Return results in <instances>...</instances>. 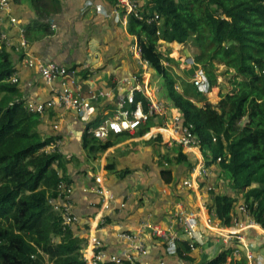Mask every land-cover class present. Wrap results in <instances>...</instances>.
Listing matches in <instances>:
<instances>
[{
  "label": "crops",
  "instance_id": "obj_1",
  "mask_svg": "<svg viewBox=\"0 0 264 264\" xmlns=\"http://www.w3.org/2000/svg\"><path fill=\"white\" fill-rule=\"evenodd\" d=\"M2 1L5 2L0 9L2 41L15 68L20 96L45 106L38 130L42 137L58 139L49 147L57 145L61 153V161L55 162L54 167L72 189L69 200L78 221L71 226L76 235L85 237L82 253L87 264H95L93 254L97 248L108 254L123 249L128 241L120 237V231L136 232L144 224L147 228L141 240L147 253L140 255L134 250V261L122 264H201L225 249L217 233L222 224L215 217L207 221L206 205H211L212 193L206 190L194 193L182 184L190 169L188 163L196 161V156L174 142H167L166 132H157L170 115L181 112L169 97L163 100L149 91L152 88L149 67L145 69L140 61L136 38L128 29V16L116 0H60V12L48 20V25L44 22L48 32L43 30V22L36 23L30 0ZM137 1L141 5L145 2ZM41 61L66 65L71 73L69 79H74L73 88L83 96L91 92L94 97L86 100L79 111L57 103L50 106L55 93L67 84L65 79L44 80L38 71ZM147 72L151 98L168 104L173 112H167L165 117L150 116L136 131L110 132L105 139L84 144L83 134L92 135L102 121L113 119L119 101L125 108L133 109L134 105L126 101L127 95H144L143 76ZM148 133L153 135L150 137ZM105 142L109 143L105 149L90 150L91 145L99 147ZM181 152L188 156L187 161H177ZM164 170L171 171L169 182L163 179ZM101 187L103 193L99 192ZM241 201H236L230 212L231 224L224 228L240 230L247 238L252 263L264 264V229L238 210ZM181 205L198 211L199 215V240L189 249H185L188 239L183 229L171 218L174 209ZM155 223L172 225L180 252L169 253L164 240L149 233V226ZM212 225L215 227L210 229ZM239 248L238 254H232L226 264H247L245 250L243 246Z\"/></svg>",
  "mask_w": 264,
  "mask_h": 264
},
{
  "label": "trees",
  "instance_id": "obj_2",
  "mask_svg": "<svg viewBox=\"0 0 264 264\" xmlns=\"http://www.w3.org/2000/svg\"><path fill=\"white\" fill-rule=\"evenodd\" d=\"M30 2L36 23L48 25L62 8L60 0ZM46 24L43 30L48 32ZM128 29L141 58L164 79L183 124L201 138L208 162L217 161L229 176L228 193L210 191L208 206L214 217L222 225L231 224L234 190L241 192L240 203L246 209L238 210L264 229V0H145L140 17L128 15ZM189 37L199 45L195 62L203 75L202 86L191 83L193 93L204 94L216 84L215 62L235 74V88L221 94L218 104L199 107L187 88L179 92L172 87L160 41L184 43ZM2 38L0 31V264H87L82 253L85 237L63 222L62 207L56 209L52 203L62 196V182L69 187L54 167L61 153L57 147L45 149L58 139L42 137L41 114L29 109L17 81L10 80L15 68ZM139 98L146 110V98ZM83 137L84 144L96 142L90 133ZM108 145H91L90 150ZM187 158L181 152L177 161ZM162 176L169 182L171 171L164 170ZM230 254V248L223 249L201 264H226Z\"/></svg>",
  "mask_w": 264,
  "mask_h": 264
},
{
  "label": "built area",
  "instance_id": "obj_3",
  "mask_svg": "<svg viewBox=\"0 0 264 264\" xmlns=\"http://www.w3.org/2000/svg\"><path fill=\"white\" fill-rule=\"evenodd\" d=\"M117 4H119L124 10L126 15L133 14L136 17H140L142 15V5L137 0H116ZM5 4L4 1L0 2V9L2 5ZM54 26V25H53ZM136 50L138 52L140 61L142 64H145V69L148 67V62L141 58L140 52L138 50V45H135ZM28 61H31V57H29ZM38 71L40 76L46 80L47 82H52L56 79H65L63 89L57 91L55 93L54 98L49 101V105H53L55 103L63 106L66 109L70 110H82V108L86 104V100L94 97V94L89 92L88 96H83L81 93L76 91L73 88L74 79H69L71 73L69 68L55 61L49 62H39L38 63ZM147 75L143 76V82L145 89L144 94L147 99V109L144 110L143 103L141 100H134L132 94H128L126 101L129 103H135V106L132 110L125 108L124 103L119 101L116 115L113 119H105L102 121L94 130L93 134L95 137L99 139H105L110 132L119 133L124 130H132L136 131L139 125L146 121L150 116L158 114L161 116H166L167 107L164 102H159L157 100H153L151 98V94L147 90L148 84V72L145 73ZM11 81H17V78L14 74L11 76ZM193 84L197 86L203 85L202 75L200 70L196 71L192 77ZM27 106L30 110L39 112L42 114L45 110V106L42 103H36L33 101H27ZM183 119L181 115H173L169 118V123L160 128V131L157 132H166L167 142L178 144L181 149L185 152L194 153L197 158V162L192 166L189 175L183 179L182 184L187 187L199 188L200 186H205L206 190L212 189V176L214 174V169L211 165H208L205 157L201 153V138L198 134H196L191 127L183 124ZM163 128H166L163 129ZM150 137L153 133H148ZM62 185V196L58 200H52L54 202L58 201V206L55 208L62 207L63 212V222L66 224H72L78 221V216L71 213V205L70 202L66 199L69 197L71 192V188L65 186V183H61ZM101 187L99 192H102ZM65 192V194H64ZM107 193V191H105ZM103 193V192H102ZM112 197L110 194L109 199ZM239 209L242 211H246L243 205H239ZM198 211L192 209H185L183 205L176 208L172 213V222H176L183 229L184 233H187L189 238H195L196 241L191 239L189 246L193 248L195 243L198 242L199 231H196V226L198 222ZM209 217L207 221H209ZM226 227V226H225ZM146 225L144 224L141 229L136 232H132L129 230L120 231L119 235L121 238L128 241V245L123 249L118 250L115 253H106L104 249H96L93 254V259L95 264L101 263H111V264H122L123 261H134V257L136 255L132 254V251L137 250L140 255H145L147 253V249L145 243L141 240L142 234L146 229ZM219 231L217 232L225 244V248H232V254H238L239 247L243 246V248L248 249V244L245 240V236L240 232V230L235 229H225L224 225L219 227ZM149 233L153 237L162 238L166 241L167 250L169 253L174 254L177 250V237L173 234L172 225H162L160 223H155L149 226ZM236 244V246H235ZM239 247H238V246ZM229 256V258L231 257Z\"/></svg>",
  "mask_w": 264,
  "mask_h": 264
},
{
  "label": "rangeland",
  "instance_id": "obj_4",
  "mask_svg": "<svg viewBox=\"0 0 264 264\" xmlns=\"http://www.w3.org/2000/svg\"><path fill=\"white\" fill-rule=\"evenodd\" d=\"M117 3V2H116ZM161 50L167 55V60H165L164 65L167 67L168 71L171 74V78L173 79L172 84L176 82V85H178L179 92L185 91V89H188V93H190L192 96V99L194 101H198L199 103H196L197 106L201 107L203 106V103H210L211 105L218 104V101L220 99V95L225 92H231L235 88L234 83V72L232 69H228L223 63L221 62H215V73L217 74L216 84L213 85V87H210L209 90L205 93V95L202 93L200 95H196L194 92L195 89L191 83H192V77L198 69H201V65L195 62V56L199 55L200 49L197 41L194 39V37H189L184 43H169L167 44L164 41H160ZM151 78H150V84L152 88H149V91H153L154 94L162 98L163 100L168 99V91L166 89L165 81L162 77H159V75L151 68L149 67ZM156 79H159V81H156ZM174 88V86H172ZM175 89V88H174ZM3 96V92H0V99ZM167 112H173L169 109V105L166 104ZM173 115H170V118ZM165 117V116H162ZM245 120H242L240 122V125L243 124ZM210 165H212V162H210ZM215 170H214V181L217 188L214 190L219 193H228L230 182H229V176L227 173L222 170L218 163H215ZM186 177H184L185 179ZM64 183V182H62ZM194 193L197 192H205V186H200L199 188L191 187ZM232 197L236 199V201L242 200L241 192L232 190L231 192ZM54 206H58V201L54 202ZM212 227H215V225L210 226V229ZM247 241V238H245ZM248 242V241H247ZM245 250V256L247 259V264H253V257L250 253V249ZM50 264V263H48Z\"/></svg>",
  "mask_w": 264,
  "mask_h": 264
},
{
  "label": "clouds",
  "instance_id": "obj_5",
  "mask_svg": "<svg viewBox=\"0 0 264 264\" xmlns=\"http://www.w3.org/2000/svg\"><path fill=\"white\" fill-rule=\"evenodd\" d=\"M128 16V15H127ZM52 26H53V24H52ZM148 67H150L149 65H148ZM198 70H200V73H201V75H202V72H201V69H198ZM14 74V73H13ZM12 74V75H13ZM11 75V76H12ZM15 76V75H14ZM16 77V76H15ZM17 78V77H16ZM10 80H11V78H10ZM18 80V79H17ZM202 80H203V75H202ZM193 83V82H192ZM195 85V84H194ZM174 86V85H173ZM174 88L175 89H178V87H176V86H174ZM207 90H209V89H207ZM207 90L204 92V95H205V93L207 92ZM141 95H143V94H141ZM144 97H145V94L143 95ZM137 98H139V97H135L134 96V100L136 101L137 100ZM146 98V97H145ZM140 99V98H139ZM193 100V99H192ZM145 101L147 102V99H145ZM193 102L196 104V103H199L198 101H194L193 100ZM134 106H135V103H132ZM204 104V103H203ZM181 117H182V114H181ZM92 136L93 137H95L94 136V134H93V131H92ZM96 139H99V138H97V137H95ZM49 146H51L52 147V144H50V145H47V146H45V149L46 150H48V149H51ZM56 147H57V145H56ZM57 151H59L58 149H57ZM201 153H202V155L205 157V159H206V162H207V164L208 165H210V162H208V160H207V157L206 156H208V155H206L205 154V149L203 148V145H202V142H201ZM206 155V156H205ZM197 159V158H196ZM197 162V160L196 161H194L193 163H192V166L195 164ZM213 163L214 162H212V167H213V169L215 170V166L213 165ZM216 163H217V161H216ZM192 166L190 167V169L188 170V173H187V175H186V177L189 175V172H190V170H191V168H192ZM215 177H214V174H213V176H212V179H214ZM212 179H211V181H212ZM183 181V180H182ZM212 184V183H211ZM69 187H70V185H69ZM71 188V187H70ZM188 188H190V187H188ZM215 187H214V185L212 184V189H214ZM191 189V188H190ZM212 189H210V190H206V188H205V190L207 191V192H210V191H212ZM215 190V189H214ZM71 191H72V189H71ZM211 193V192H210ZM70 195V194H69ZM70 202V201H69ZM241 204V203H240ZM206 207H207V209H206V211L208 210V212H209V214H208V217H209V219L211 220V218L212 217H214V211H213V209H211L210 210V208H209V206H207L206 205ZM205 207V208H206ZM185 208V207H184ZM239 208V207H238ZM185 209H188V208H185ZM175 210V209H174ZM193 210V209H192ZM173 213V212H172ZM210 213H212V214H210ZM252 219V218H251ZM210 220L208 221V222H210ZM77 222V221H76ZM75 222V223H76ZM174 223H176V222H174ZM198 223V222H197ZM72 224H74V223H72ZM71 224V225H72ZM180 226V225H179ZM197 226H198V224H197ZM197 226H196V231H198V229H197ZM225 226V225H224ZM184 232V231H183ZM185 235L187 236V239H188V241L187 242H185V243H187V245L189 246V243H190V241H191V239L193 240V241H196V237L195 238H189L188 237V235H187V233H185ZM178 240V239H177ZM165 243H166V241H164ZM195 245H196V243H195ZM166 248H167V245H166ZM177 248H178V244H177ZM189 248H190V246H189ZM226 249V248H225ZM229 249V248H228ZM176 252H177V250H176ZM229 256H231V254L229 255ZM229 256L227 257V260L229 259ZM227 262V261H226Z\"/></svg>",
  "mask_w": 264,
  "mask_h": 264
}]
</instances>
